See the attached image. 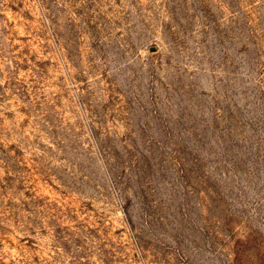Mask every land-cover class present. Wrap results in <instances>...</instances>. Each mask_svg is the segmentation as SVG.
<instances>
[{
    "label": "rangeland",
    "instance_id": "obj_1",
    "mask_svg": "<svg viewBox=\"0 0 264 264\" xmlns=\"http://www.w3.org/2000/svg\"><path fill=\"white\" fill-rule=\"evenodd\" d=\"M0 264H264V0H0Z\"/></svg>",
    "mask_w": 264,
    "mask_h": 264
}]
</instances>
